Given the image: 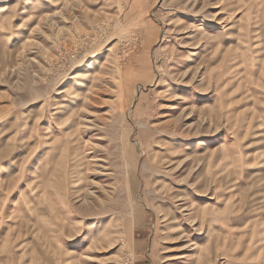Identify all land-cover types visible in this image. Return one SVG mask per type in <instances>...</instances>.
I'll list each match as a JSON object with an SVG mask.
<instances>
[{
  "label": "rangeland",
  "instance_id": "1",
  "mask_svg": "<svg viewBox=\"0 0 264 264\" xmlns=\"http://www.w3.org/2000/svg\"><path fill=\"white\" fill-rule=\"evenodd\" d=\"M0 264H264V0H0Z\"/></svg>",
  "mask_w": 264,
  "mask_h": 264
},
{
  "label": "bare ground",
  "instance_id": "2",
  "mask_svg": "<svg viewBox=\"0 0 264 264\" xmlns=\"http://www.w3.org/2000/svg\"><path fill=\"white\" fill-rule=\"evenodd\" d=\"M66 109H67V108H66ZM66 109H65V110H66ZM65 110L63 109V111H60V112L63 114V112H64ZM67 110H68V109H67ZM61 113H60V114H61ZM75 167H76V166H74V167H72V168H75ZM78 175H79V174H78ZM80 175H81V174H80ZM80 177H81V176H80ZM74 178H75V177H74ZM77 178H79V177H77ZM69 179H70V178H69ZM71 179H72V178H71ZM82 179H83V178H82ZM76 181H77V180H76ZM76 181L72 179V182H73V183L76 182ZM78 181H79V180H78ZM78 181H77V183H78ZM81 181H82V180H81ZM77 183H76V184H77ZM74 184H75V183H74ZM78 184H79V183H78ZM74 186H75V185H74ZM72 190H73V189H72ZM76 192H77V191H76ZM77 193H78V192H77ZM77 193H76V194H77Z\"/></svg>",
  "mask_w": 264,
  "mask_h": 264
}]
</instances>
